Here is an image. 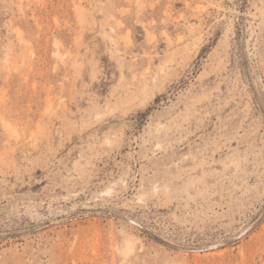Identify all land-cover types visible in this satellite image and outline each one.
I'll use <instances>...</instances> for the list:
<instances>
[{
	"label": "rangeland",
	"instance_id": "1",
	"mask_svg": "<svg viewBox=\"0 0 264 264\" xmlns=\"http://www.w3.org/2000/svg\"><path fill=\"white\" fill-rule=\"evenodd\" d=\"M0 264H264V0H0Z\"/></svg>",
	"mask_w": 264,
	"mask_h": 264
},
{
	"label": "bare ground",
	"instance_id": "2",
	"mask_svg": "<svg viewBox=\"0 0 264 264\" xmlns=\"http://www.w3.org/2000/svg\"><path fill=\"white\" fill-rule=\"evenodd\" d=\"M15 129V128H14Z\"/></svg>",
	"mask_w": 264,
	"mask_h": 264
}]
</instances>
